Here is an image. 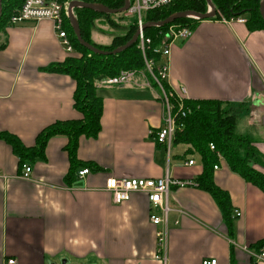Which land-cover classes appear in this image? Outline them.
I'll return each instance as SVG.
<instances>
[{
  "label": "crops",
  "instance_id": "1",
  "mask_svg": "<svg viewBox=\"0 0 264 264\" xmlns=\"http://www.w3.org/2000/svg\"><path fill=\"white\" fill-rule=\"evenodd\" d=\"M191 27V37L171 49L170 87H184L187 100L234 105L236 133L253 137L264 155V32L221 19L197 20ZM0 45V133L32 147L49 125L81 118L73 107L71 77L41 70L69 55L50 21L8 27ZM96 93L102 101L99 132L78 137L72 168L63 135L49 138L44 158L28 163V179L0 141V264H250L243 248L264 243V193L223 161L212 178L229 196L231 229L210 194L197 186L171 187L165 259L156 258L155 234L163 225H152L149 217L159 214L158 207L142 193L115 203L104 182L166 174L193 182L202 166L196 155L182 158L185 145L167 149L156 143L163 107L142 74ZM190 159L194 165H185ZM87 163L96 170L78 177Z\"/></svg>",
  "mask_w": 264,
  "mask_h": 264
},
{
  "label": "trees",
  "instance_id": "2",
  "mask_svg": "<svg viewBox=\"0 0 264 264\" xmlns=\"http://www.w3.org/2000/svg\"><path fill=\"white\" fill-rule=\"evenodd\" d=\"M22 1L1 0L0 34L4 33L6 28L11 27L10 17L20 7ZM70 1L97 3L114 10L123 7V0H62V2L68 3ZM211 2L216 11L212 20L241 17L245 19V25L249 31L264 32V19L259 13L261 0H211ZM186 10L205 13L207 11L206 1H172L167 7L146 12L143 21L144 23L163 21L173 13ZM72 12L78 23L81 38L103 51H112L124 45L132 38L137 29L134 18H127L122 14L120 16L123 19H131L130 22L118 24L111 19L113 15L97 13L86 8H74ZM99 16L105 19L104 25H107L110 30L116 31L112 34L109 45H96L91 41V33L95 28L92 23ZM195 21L192 18H183L175 20L171 24L191 26V23ZM168 26L170 24L149 27L144 30V33L151 37L152 46L159 43L158 33L163 32ZM63 29L69 37L73 53L67 55L68 57L64 61L51 63L41 70L62 73L71 77L75 84L73 107L81 115V118L57 121L49 125L36 136L32 147H24L20 140L12 134L0 133V141L9 145L12 153L17 157L19 169L22 165H28L35 159H43L47 140L56 135H63L68 139L66 150L72 168L78 137L94 138L99 132L102 101L96 93L97 82L103 78L114 77L123 70L141 71L143 69L136 44L115 55H96L79 44L67 17H63ZM1 48L2 45H0ZM184 109L189 112L177 122L181 128L174 132L169 148L179 144L185 145L187 149L182 158L191 157V155L198 156L202 172L193 182L198 188L211 195L221 211L225 227L230 230L232 206L229 196L213 183L212 178L213 166L218 164L217 154L222 157L230 172L238 175L263 193L264 172L253 167L258 166L264 170V155L255 147L253 137L236 133L238 116L234 105L221 103L217 100H185ZM210 144L213 145L214 151L209 150ZM80 166L96 170L89 163ZM262 246L264 243L258 244L255 249H260Z\"/></svg>",
  "mask_w": 264,
  "mask_h": 264
},
{
  "label": "built area",
  "instance_id": "3",
  "mask_svg": "<svg viewBox=\"0 0 264 264\" xmlns=\"http://www.w3.org/2000/svg\"><path fill=\"white\" fill-rule=\"evenodd\" d=\"M128 8L122 15L127 18H134L138 30L136 40V48L138 49L143 69L140 70H123L118 75L110 78H103L96 84V88L104 86L121 87L127 84L136 74H142L150 83L157 88L163 107V121L161 127L155 132V141L157 144L164 145L169 149L173 134L179 130L181 126L177 125L179 119H182L189 112L184 109V101L186 99V89L180 87L174 90L170 87L169 68L170 53L176 42L187 41L192 35V27L189 25L171 24L163 32L158 33L157 39L159 43L152 46L151 37L147 36L142 30L145 24L143 21L144 14L149 11L158 10L167 7L172 0H128ZM68 2L62 0H23L20 7L14 11L10 17V26L19 25L26 22H40L48 20L52 23L53 31L59 40L63 50L67 54L73 53V47L70 43L67 33L63 29V17H67ZM197 21V19L192 18ZM225 23L244 24L245 19L241 17L223 19ZM158 59V60H157ZM209 150L214 151L212 144ZM218 164L213 166V170L219 169V163L223 161L222 157L217 154ZM185 165L192 166L194 161L188 160ZM90 172V169L84 167L78 171L77 176L82 178ZM31 173L29 165H22L21 177L28 179ZM196 186L194 182L179 181L171 178L168 174L161 178H143V179H118L109 177L104 182V190L111 193L115 203H121L129 199L132 193L145 194L149 202L158 207L159 214L149 217L152 225H163L161 230L157 231L156 258L164 261L166 252V234H167V215L168 206L166 197L171 187ZM235 216H239V212H235ZM251 259L250 264L264 263V246L260 249L250 250L243 248ZM6 264H17L14 259H8ZM201 264H217L216 259H203Z\"/></svg>",
  "mask_w": 264,
  "mask_h": 264
},
{
  "label": "water",
  "instance_id": "4",
  "mask_svg": "<svg viewBox=\"0 0 264 264\" xmlns=\"http://www.w3.org/2000/svg\"><path fill=\"white\" fill-rule=\"evenodd\" d=\"M205 1H206L207 6H208V9L205 13H199V12H195V11H191V10L176 12V13H173L170 16H168L163 21L145 23L142 26V30H145L149 27H161L164 25H168L175 20L183 19V18H195L197 20L211 19L214 17L216 11H215V8H214L211 0H205ZM128 2H129L128 0H123V7L114 10V9H109V8H107L101 4H97V3H84V2H80V1H70L68 3V6H67V19L69 20V23H70L71 28L73 30L74 36L76 37L79 44L82 47L86 48L91 53L96 54V55H103V56L118 54V53L128 49L132 45H134L136 43V40H137L138 30H136V32L134 33L132 38L127 43H125L122 46L115 48L112 51H103V50H100V49L94 47L93 45L85 42L81 38L78 23H77L74 15H73V12H72V10L74 8H86V9L93 10L97 13H103V14H109V15L122 14L128 8V5H129ZM0 12H1V0H0ZM259 13H260L261 17L264 19V0H261V2L259 4ZM63 263H64V261L61 262V264H63Z\"/></svg>",
  "mask_w": 264,
  "mask_h": 264
},
{
  "label": "rangeland",
  "instance_id": "5",
  "mask_svg": "<svg viewBox=\"0 0 264 264\" xmlns=\"http://www.w3.org/2000/svg\"><path fill=\"white\" fill-rule=\"evenodd\" d=\"M172 1L176 2V1H182V0H172ZM207 9H208V6H207ZM111 19H113L115 23H118V24H123V23L126 24L130 22L131 20V19H123V17H121L120 14L113 15ZM104 22H105V19L100 16L93 20L92 24L95 28H94V31H92L91 33V41L92 43L96 45L105 46L109 44L111 42L112 34L116 33V31H112L109 29L107 25H104L103 24ZM2 34L3 33H1L0 35ZM104 87H118V86H104ZM253 168H255L256 170L260 172H264V170L258 166H254Z\"/></svg>",
  "mask_w": 264,
  "mask_h": 264
}]
</instances>
